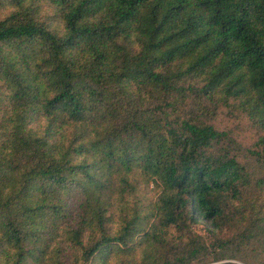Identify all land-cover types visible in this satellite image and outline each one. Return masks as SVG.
I'll return each instance as SVG.
<instances>
[{"label": "trees", "instance_id": "trees-1", "mask_svg": "<svg viewBox=\"0 0 264 264\" xmlns=\"http://www.w3.org/2000/svg\"><path fill=\"white\" fill-rule=\"evenodd\" d=\"M230 102L262 131L261 175L210 122ZM66 246L264 263V0H0V264Z\"/></svg>", "mask_w": 264, "mask_h": 264}, {"label": "rangeland", "instance_id": "rangeland-1", "mask_svg": "<svg viewBox=\"0 0 264 264\" xmlns=\"http://www.w3.org/2000/svg\"><path fill=\"white\" fill-rule=\"evenodd\" d=\"M211 124L221 131H226L231 138L232 153L237 155L240 163L244 164L246 169L255 176L261 175L263 172L262 164L257 160L256 156L250 151L255 148L254 142L262 134L261 129L255 124L242 110L235 106L233 102L228 105H220L211 119ZM225 146V144H222ZM218 148H214L217 151ZM147 192L149 198H153L154 192ZM66 215L61 220L60 224L63 226H75L76 219L82 210V197L76 191H71L65 195ZM249 260L255 264H264L262 254L257 255L256 252H250ZM62 260L64 264H82L75 256V249L66 246L62 252ZM140 254H137L132 259H138ZM212 255L200 257L192 264H212L216 261L212 260ZM224 261H232L237 264H244L239 259L227 258ZM113 262V260H112ZM132 264V263H130Z\"/></svg>", "mask_w": 264, "mask_h": 264}]
</instances>
